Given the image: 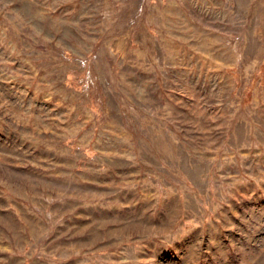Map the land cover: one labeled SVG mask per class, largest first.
<instances>
[{
    "label": "rangeland",
    "instance_id": "1",
    "mask_svg": "<svg viewBox=\"0 0 264 264\" xmlns=\"http://www.w3.org/2000/svg\"><path fill=\"white\" fill-rule=\"evenodd\" d=\"M0 264H264V0H0Z\"/></svg>",
    "mask_w": 264,
    "mask_h": 264
}]
</instances>
